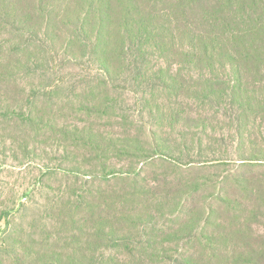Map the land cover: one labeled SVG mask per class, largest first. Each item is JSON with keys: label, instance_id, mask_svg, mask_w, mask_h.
Returning <instances> with one entry per match:
<instances>
[{"label": "trees", "instance_id": "trees-1", "mask_svg": "<svg viewBox=\"0 0 264 264\" xmlns=\"http://www.w3.org/2000/svg\"><path fill=\"white\" fill-rule=\"evenodd\" d=\"M0 150L6 264H264V0H0Z\"/></svg>", "mask_w": 264, "mask_h": 264}, {"label": "rangeland", "instance_id": "rangeland-1", "mask_svg": "<svg viewBox=\"0 0 264 264\" xmlns=\"http://www.w3.org/2000/svg\"><path fill=\"white\" fill-rule=\"evenodd\" d=\"M89 66L92 64L86 62L85 67ZM74 77H76L75 74ZM38 81L49 84L51 79L41 78ZM38 81L35 80L33 83ZM31 83V79H25L24 82L17 84L20 89L24 87L27 92ZM68 86L69 80L64 79V89H66L59 96L67 95ZM0 164L2 165L0 166V213L2 214H0V261L6 264L11 257L9 245L12 241L8 240L10 237L23 232L25 235H32L36 241L40 238L38 235L41 234L43 225L46 224L40 219L46 204L44 199L47 196L50 197L52 192L37 184L40 173L33 165L20 166L17 162L12 161L8 153L2 155L1 150ZM42 183L48 186L50 181L42 177ZM260 234H264V231H260ZM187 246L189 245L185 247ZM176 248H180V245Z\"/></svg>", "mask_w": 264, "mask_h": 264}]
</instances>
